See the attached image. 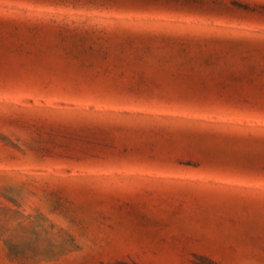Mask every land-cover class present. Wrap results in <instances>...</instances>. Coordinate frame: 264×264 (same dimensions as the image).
Wrapping results in <instances>:
<instances>
[{"label":"rangeland","instance_id":"374dc122","mask_svg":"<svg viewBox=\"0 0 264 264\" xmlns=\"http://www.w3.org/2000/svg\"><path fill=\"white\" fill-rule=\"evenodd\" d=\"M0 264H264V0H0Z\"/></svg>","mask_w":264,"mask_h":264}]
</instances>
